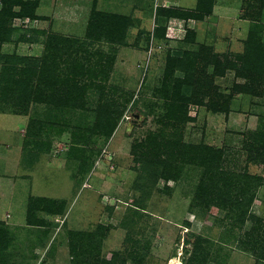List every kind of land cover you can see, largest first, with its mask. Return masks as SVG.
<instances>
[{"label": "rangeland", "instance_id": "obj_1", "mask_svg": "<svg viewBox=\"0 0 264 264\" xmlns=\"http://www.w3.org/2000/svg\"><path fill=\"white\" fill-rule=\"evenodd\" d=\"M157 4L179 6L172 0H37V18H13L10 40L0 43V66L4 56L13 55L24 59L18 66L38 67L52 34L61 40L57 62L62 73L68 61L93 65L98 53L109 61L102 62L106 76L92 80L93 85L81 77L79 83L89 87L84 98H77L80 107L30 101L22 108L0 94V225L12 235L11 263L71 264L72 234L103 226L99 240L105 258L136 242L144 264H185L199 236L204 246L211 245L204 264H264V163L249 151L256 134L264 138V61L256 63L258 55L246 52L251 36L264 47V0H230L223 3L227 12L212 9L201 20H189L191 42L182 41L183 31L176 33V20L154 21ZM92 7L133 20L123 42L86 37ZM162 20L166 29L173 28L165 40L151 33L153 23ZM201 45L225 55L234 67L217 75L212 64L200 59L204 74L199 76L208 93L205 105L189 104L181 139L221 148L224 169L261 178L242 226H230L222 208L193 205L202 167L185 164L176 181L163 180L132 154L133 143L161 126V102L152 107V101L158 100L153 93L167 50L178 54ZM101 105L116 118L111 134L93 128ZM134 112L140 116L137 123ZM35 197L64 201L63 213L36 210L46 225H27L28 205Z\"/></svg>", "mask_w": 264, "mask_h": 264}, {"label": "trees", "instance_id": "obj_2", "mask_svg": "<svg viewBox=\"0 0 264 264\" xmlns=\"http://www.w3.org/2000/svg\"><path fill=\"white\" fill-rule=\"evenodd\" d=\"M215 0H197L193 9L181 7L158 6L155 10V18L170 17L201 20L204 16L211 14ZM18 6V9H15ZM37 0H0V43L9 41L13 31L12 20L15 17L28 16L37 18L35 8ZM158 24L153 30L156 38L165 40L166 21ZM133 20L129 16L117 13H108L92 7L90 20L87 25L86 37L93 40L104 39L108 43L123 42L127 28L131 26ZM193 32L189 28L185 32L182 41L191 42ZM45 42L47 52L43 55L41 64L36 66H18V58L13 55L3 57L0 66V94L7 101L16 99L15 105L23 108V103L30 101L51 104L55 106L71 105L73 103L83 106L77 98H84L87 83H79L81 77L92 80L106 76L105 63L109 58H105L102 53H98V59L93 65L83 64L79 61H68L65 72H60L58 58L60 51V38L57 35H49ZM149 37V34H148ZM192 37V38H191ZM150 38V37H149ZM149 38L147 41H149ZM252 36L247 40L249 48L246 50L248 56L258 55L256 63L264 61V47L251 41ZM209 48L201 45L198 50H182L176 54L167 50L166 63L159 87L154 88L153 95L158 100L152 101V107H158L161 102L162 114L157 118L160 128L156 132H150L144 139L132 144V154L141 160L142 164H147L154 170L156 178L163 180L179 178L181 168L185 164H194L202 167L201 177L198 181L193 198V205L202 208L215 206L226 211V219L230 226H242L249 213L250 206L255 197V181L261 178L248 173L238 174L230 172L222 167L224 150L208 145H193L184 143L181 139L182 125L188 118V106L193 103L205 105L204 97L207 91L199 74H204L199 67L200 59L207 64H212L214 74L223 75L227 68L234 67L225 55L209 53ZM85 56V62L89 61V56ZM103 62V64H102ZM205 63V64H206ZM255 63V64H256ZM254 64V63H253ZM263 64H259L261 66ZM181 72L179 76L176 72ZM244 74L249 73L246 67L242 70ZM161 100V101H159ZM213 110L226 109L222 106H212ZM116 118H112L106 106L101 105L94 129H101L106 134H111L116 127ZM115 121V122H114ZM262 133L255 135V140L250 144V153L264 163V138ZM141 164V165H142ZM258 184V182H256ZM64 201L51 198L35 197L31 198L26 223L30 226H45L47 221L43 217L36 215V210L44 211L46 214L60 215L63 213ZM103 226H99L93 232H75L69 239V253L71 264H144V257L140 247L133 244L125 251H115L110 258H105L101 252L100 232ZM47 232H45L46 235ZM12 235L8 229L0 225V264H13L9 261V251L12 245ZM188 242V240H186ZM211 245L202 244V239L196 236L193 248L185 264H204L210 257Z\"/></svg>", "mask_w": 264, "mask_h": 264}, {"label": "crops", "instance_id": "obj_3", "mask_svg": "<svg viewBox=\"0 0 264 264\" xmlns=\"http://www.w3.org/2000/svg\"><path fill=\"white\" fill-rule=\"evenodd\" d=\"M164 1H166V0H164ZM174 3H175V5H179V6H176V7H181V8H183V7H187V8H193V7H195V5H196V2H197V0H193V2L191 3V4H188L187 2H185V3H187V4H183V3H181V0H172ZM228 1H230V0H221L220 1V3H218L217 1H216V3H214V5H213V13H215V12H227V11H229V9H228V7H227V5L226 4H223L224 2H228ZM222 3V4H221ZM158 6H165V7H169V6H166V5H164V4H160V5H156V8L158 7ZM156 10V9H155ZM155 10H154V16H153V18H154V21L156 20L155 19ZM209 15H211V14H209ZM226 15V14H225ZM171 19H174V20H176V33H179V32H181V31H183V33L185 34V32H186V28H189L190 27V22L189 21H187V20H185V19H182V18H177V17H170L168 20H171ZM188 20H191V19H188ZM154 24V26L155 27H152V31H151V33L153 34V30L157 27V25H158V23H153ZM164 25H166L165 23H164ZM150 26H151V24L149 23V25H148V29L150 28ZM185 26V27H184ZM187 26V27H186ZM189 26V27H188ZM166 27H167V25L165 26V31H166ZM180 35V34H179ZM155 36V35H154ZM147 38H149L148 37V35H147V37H146V41L148 40ZM151 38V37H150ZM149 38V39H150Z\"/></svg>", "mask_w": 264, "mask_h": 264}, {"label": "built area", "instance_id": "obj_4", "mask_svg": "<svg viewBox=\"0 0 264 264\" xmlns=\"http://www.w3.org/2000/svg\"><path fill=\"white\" fill-rule=\"evenodd\" d=\"M173 33V28H167L166 29V33H165V35L167 36V37H172V34Z\"/></svg>", "mask_w": 264, "mask_h": 264}, {"label": "water", "instance_id": "obj_5", "mask_svg": "<svg viewBox=\"0 0 264 264\" xmlns=\"http://www.w3.org/2000/svg\"><path fill=\"white\" fill-rule=\"evenodd\" d=\"M132 116H133L134 118H136V119H133L132 121H134L135 123H137V122H138L137 119L140 118L139 113H138V112H134V113H132Z\"/></svg>", "mask_w": 264, "mask_h": 264}]
</instances>
